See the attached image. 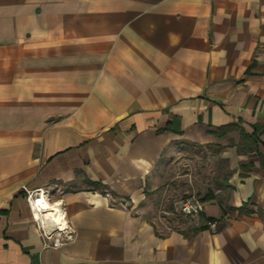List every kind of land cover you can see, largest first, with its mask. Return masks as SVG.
Wrapping results in <instances>:
<instances>
[{"label":"crops","instance_id":"1","mask_svg":"<svg viewBox=\"0 0 264 264\" xmlns=\"http://www.w3.org/2000/svg\"><path fill=\"white\" fill-rule=\"evenodd\" d=\"M209 145L234 168L216 228L157 229L159 165ZM0 264H264V0H0Z\"/></svg>","mask_w":264,"mask_h":264},{"label":"rangeland","instance_id":"2","mask_svg":"<svg viewBox=\"0 0 264 264\" xmlns=\"http://www.w3.org/2000/svg\"><path fill=\"white\" fill-rule=\"evenodd\" d=\"M229 145L233 141L229 140ZM225 146H187L166 156L154 176L155 182L145 188L140 207L159 230H192L202 224L200 219L186 217L179 202L186 197L201 198L209 191L218 200L225 199L227 181L234 172ZM205 210V207H204Z\"/></svg>","mask_w":264,"mask_h":264},{"label":"built area","instance_id":"3","mask_svg":"<svg viewBox=\"0 0 264 264\" xmlns=\"http://www.w3.org/2000/svg\"><path fill=\"white\" fill-rule=\"evenodd\" d=\"M25 194L31 217L39 235L42 237L45 249H59L75 240V231L66 219L63 204L61 201H51V190L49 188L25 189ZM41 199H44L51 206L44 208L39 203ZM204 207L205 203L196 197H186L179 202V210L183 215L200 219L201 225H207L215 229L217 222L207 221L202 216L203 213L205 214ZM48 211H51L55 217L48 216Z\"/></svg>","mask_w":264,"mask_h":264},{"label":"trees","instance_id":"4","mask_svg":"<svg viewBox=\"0 0 264 264\" xmlns=\"http://www.w3.org/2000/svg\"><path fill=\"white\" fill-rule=\"evenodd\" d=\"M215 198V195H214V192L212 191H209L205 196L199 198L202 202H207V201H211V200H214ZM203 217L206 218L207 221H210V222H219V220L213 218V217H208L206 216L204 213L202 215ZM201 228H206L208 227L207 225H201L200 226Z\"/></svg>","mask_w":264,"mask_h":264},{"label":"bare ground","instance_id":"5","mask_svg":"<svg viewBox=\"0 0 264 264\" xmlns=\"http://www.w3.org/2000/svg\"><path fill=\"white\" fill-rule=\"evenodd\" d=\"M40 205H42L44 208H49L51 205H49L44 199H41L39 201ZM48 216H52V217H55L51 211H48Z\"/></svg>","mask_w":264,"mask_h":264}]
</instances>
